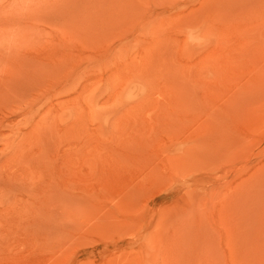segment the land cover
Listing matches in <instances>:
<instances>
[{
  "label": "rangeland",
  "instance_id": "rangeland-1",
  "mask_svg": "<svg viewBox=\"0 0 264 264\" xmlns=\"http://www.w3.org/2000/svg\"><path fill=\"white\" fill-rule=\"evenodd\" d=\"M0 264H264V0H0Z\"/></svg>",
  "mask_w": 264,
  "mask_h": 264
}]
</instances>
